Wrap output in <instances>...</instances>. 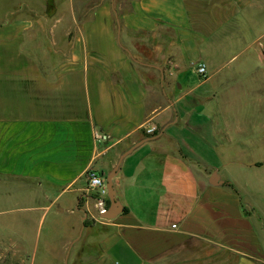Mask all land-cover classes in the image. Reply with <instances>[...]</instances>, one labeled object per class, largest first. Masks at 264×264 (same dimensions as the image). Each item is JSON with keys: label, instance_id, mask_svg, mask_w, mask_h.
<instances>
[{"label": "crops", "instance_id": "crops-1", "mask_svg": "<svg viewBox=\"0 0 264 264\" xmlns=\"http://www.w3.org/2000/svg\"><path fill=\"white\" fill-rule=\"evenodd\" d=\"M68 3L74 33L66 69L41 68L27 48L34 39L27 34L41 30L31 20L0 25V184L36 188L39 222L54 210L53 228L68 223V243L48 255L64 248V264H264L254 205L244 207L225 185L240 191L239 183L220 175L229 123L218 111L229 106L216 105L217 93L205 88L223 76L217 89H232L224 71L241 69L230 67L240 59L264 65L262 51L227 57L228 47L247 42L248 24L256 32L247 47L264 49V0ZM52 6L60 11L58 0H46L44 12ZM198 63L207 67L204 79ZM189 66L199 83L188 79ZM183 74L186 86L177 87ZM257 88L264 93V84ZM97 133L108 140L97 144ZM144 138L152 139L124 159L114 179L123 212L101 219L106 206L88 194L89 170L105 177ZM214 172L223 185L210 184Z\"/></svg>", "mask_w": 264, "mask_h": 264}, {"label": "rangeland", "instance_id": "rangeland-1", "mask_svg": "<svg viewBox=\"0 0 264 264\" xmlns=\"http://www.w3.org/2000/svg\"><path fill=\"white\" fill-rule=\"evenodd\" d=\"M58 1L60 11L56 13L53 6L44 12L46 0H0V25L17 19L20 21L27 19L35 24V28L37 26L41 28L40 31L27 34L28 40L31 36L34 38L28 41L27 48L40 60L44 71L58 66L66 69L63 62L69 55L71 44V41L67 40L74 33L69 30L72 25L70 16L66 13L69 8L68 0ZM91 4L94 5V2ZM263 18L262 14L259 23L260 31L263 33L261 42L264 44ZM56 23H59L60 30L51 32L50 28ZM255 32L251 24H248L245 31L247 42H244L243 46L228 47L227 57L236 54L253 56L261 51L264 54V49L256 43L247 47V44L252 43ZM244 49L246 50L242 51ZM219 58L221 56L216 57V60ZM191 60L192 58L187 60L188 65ZM242 60L230 65V67L240 65L241 69L224 71L226 75H230L229 88L232 89L224 93L217 89L219 83L224 80L222 75L205 88L210 87V90L217 93L214 99L216 105L229 106L227 112L221 108L218 111L219 115H225L223 119L226 118L229 123L226 157H219L220 163H225L226 166L220 175L239 183L237 187L241 190H236L235 193L241 197L244 207H247V203L254 205L255 212L251 209L249 212L258 219V224L264 229V93L261 88L260 91L257 88L258 84L263 88L264 65L259 64L258 67L257 63H240ZM213 63L215 66L218 62ZM253 67L260 69H256L255 75L251 76L249 72H252ZM188 69V79L195 84L199 83L200 79L194 74L193 67L189 66ZM184 76L185 74L180 77L177 87L186 86ZM179 93L181 90H177V94ZM156 97L161 99L162 105L167 104V99L162 94ZM160 130L161 126L158 130L144 133L143 137L157 134ZM257 163L262 165H254ZM108 173L105 175L106 178ZM10 187L8 183L0 184V264H64V248H60V252L54 255H48L47 250L68 243L70 236L68 223H62L59 229L56 226L53 228L54 210L46 213L45 222H39L43 214L39 208L41 204L39 191L35 190L36 188L25 187L12 191ZM88 194L91 199H95L93 192L89 191Z\"/></svg>", "mask_w": 264, "mask_h": 264}, {"label": "water", "instance_id": "water-1", "mask_svg": "<svg viewBox=\"0 0 264 264\" xmlns=\"http://www.w3.org/2000/svg\"><path fill=\"white\" fill-rule=\"evenodd\" d=\"M131 56V53L128 52ZM164 132V130H163ZM162 132V133H163ZM152 138H144L143 140L135 143L133 146H131L128 150L124 151L119 159L117 164L114 166V168L108 173L107 178H106V186H107V190H108V194H107V199L109 201V206L106 208H103L99 214L101 219H115L117 216H119L122 212H123V206L120 203L119 200H117L116 198V190H115V184H114V179L118 176L120 169H121V165L124 161V159L130 155L131 153H133L139 146H141L142 144H144L145 142L151 140ZM210 184H212L213 186H219V185H223L224 182L220 180L219 175L214 172L211 175L210 178ZM99 204L101 206H105V201L103 199H100Z\"/></svg>", "mask_w": 264, "mask_h": 264}, {"label": "built area", "instance_id": "built-area-1", "mask_svg": "<svg viewBox=\"0 0 264 264\" xmlns=\"http://www.w3.org/2000/svg\"><path fill=\"white\" fill-rule=\"evenodd\" d=\"M197 75L204 79L207 76V67L205 64L198 63L195 69ZM108 135L103 133H97L95 135V140L97 144L104 143L108 140ZM88 191L93 192L98 199L105 200L107 198L108 190L106 186V177L100 176L89 170L88 176Z\"/></svg>", "mask_w": 264, "mask_h": 264}, {"label": "trees", "instance_id": "trees-1", "mask_svg": "<svg viewBox=\"0 0 264 264\" xmlns=\"http://www.w3.org/2000/svg\"><path fill=\"white\" fill-rule=\"evenodd\" d=\"M225 185L231 187L235 192H237L236 189L234 188V186H233L231 183L225 182ZM95 198H96V197H95ZM104 201H105V206L108 207V206H109V201H108V199L106 198ZM244 211H245V210H244Z\"/></svg>", "mask_w": 264, "mask_h": 264}]
</instances>
